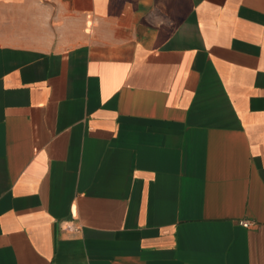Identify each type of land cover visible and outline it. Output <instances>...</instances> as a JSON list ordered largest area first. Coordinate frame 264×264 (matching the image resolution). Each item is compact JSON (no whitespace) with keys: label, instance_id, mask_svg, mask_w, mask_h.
Here are the masks:
<instances>
[{"label":"crops","instance_id":"obj_1","mask_svg":"<svg viewBox=\"0 0 264 264\" xmlns=\"http://www.w3.org/2000/svg\"><path fill=\"white\" fill-rule=\"evenodd\" d=\"M0 264H264V0H0Z\"/></svg>","mask_w":264,"mask_h":264},{"label":"built area","instance_id":"obj_2","mask_svg":"<svg viewBox=\"0 0 264 264\" xmlns=\"http://www.w3.org/2000/svg\"><path fill=\"white\" fill-rule=\"evenodd\" d=\"M246 226V224H244Z\"/></svg>","mask_w":264,"mask_h":264}]
</instances>
